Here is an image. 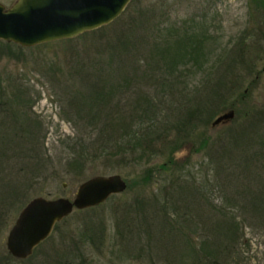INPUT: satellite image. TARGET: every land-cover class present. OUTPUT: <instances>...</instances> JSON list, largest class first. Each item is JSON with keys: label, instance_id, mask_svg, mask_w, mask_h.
Returning a JSON list of instances; mask_svg holds the SVG:
<instances>
[{"label": "rangeland", "instance_id": "rangeland-1", "mask_svg": "<svg viewBox=\"0 0 264 264\" xmlns=\"http://www.w3.org/2000/svg\"><path fill=\"white\" fill-rule=\"evenodd\" d=\"M231 101L238 116L209 126L202 145L209 110ZM102 136L124 143V161L87 157ZM186 137L196 145L188 160L159 167ZM111 173L122 192L74 208L30 256L8 252L30 198H72L86 178ZM213 206L235 212L236 245L205 225ZM263 208L262 1L129 0L69 38H0V264H264Z\"/></svg>", "mask_w": 264, "mask_h": 264}, {"label": "water", "instance_id": "water-1", "mask_svg": "<svg viewBox=\"0 0 264 264\" xmlns=\"http://www.w3.org/2000/svg\"><path fill=\"white\" fill-rule=\"evenodd\" d=\"M129 0H15L0 2V38L24 46L69 38L114 19ZM126 181L119 173L93 175L76 188L74 196H34L19 210L6 235V247L16 258L30 256L56 222L74 208L97 205L122 192Z\"/></svg>", "mask_w": 264, "mask_h": 264}, {"label": "trees", "instance_id": "trees-1", "mask_svg": "<svg viewBox=\"0 0 264 264\" xmlns=\"http://www.w3.org/2000/svg\"><path fill=\"white\" fill-rule=\"evenodd\" d=\"M258 1L259 2L262 1V3H264V0H258ZM174 43L177 46H179V44H180V46L182 45L181 40H176ZM245 93L246 92H242V95L245 96ZM19 99L20 98H18V100ZM215 105H217V106H214L213 109L209 110V113H208L207 118H206V122H207L206 133L207 134H205L201 139L200 143L202 145H204L207 142V139H209V137H210L208 135L209 134V131H208L209 126L210 127H216V125H220L221 123L226 122L230 119L232 120V117L238 116V111H239L238 108L239 107L236 106V103L234 101H231L230 104H225V106H223V104L220 105V103H217ZM189 114L193 115L192 112H189ZM143 132H145V131H143ZM29 134L30 133L28 130L27 136ZM28 137L31 140V136H28ZM109 139H110L109 137L102 136V137H97L95 141L90 142L91 149L89 150V149H87L88 147H86L87 157L97 158L99 156H104L105 158H108V160L109 159H111V160L117 159L119 161H124L125 156H123V154H124L123 151H125L127 149L125 147L124 143H120V142H118V140L111 141ZM147 139H149V138H147ZM33 146H34V144H33ZM88 146H89V143H88ZM195 146H196L195 141L192 137L184 138L179 144L174 145L170 149L169 157L166 159V161L160 163L159 167L165 169L166 167L173 168V167H176V166L183 164V162L188 160V158L190 157V153L192 152V150H195ZM33 149H34V147H33ZM179 151H180V154L177 153ZM84 152H85V149L83 146V142H80L79 143V153L75 157L77 162L82 161L81 158L83 157ZM149 173H152V170L150 167H147L145 169V173L142 177L143 182L150 179V177H146ZM247 203H248L249 209H251L254 206L253 203H252V206H251V204H249V202H247ZM90 207H93V206H90ZM90 207H86L85 210L91 209ZM82 209H84V208H82ZM233 213H235L233 211V209L227 208V207H222V206H218V207L213 206L212 208H208L207 210L204 211V215L207 217V219H206L207 221H206L205 225L207 227H209L210 229H216L217 228L220 232V235H226V237H228L227 245H229V246L236 245L237 241L240 239L239 222L236 219L235 214H233ZM57 223L58 222H56V224ZM203 225H204V223H203ZM216 238H217L216 236H212L213 240ZM188 240L193 242V239L190 240L188 238ZM213 240H211L209 242L211 243ZM195 245L196 244L193 242V243H190L188 247L191 248L190 250L196 251L194 249ZM207 246H209V245L204 243L202 245V248L207 249ZM78 254L81 257V263H84V261H85L84 254L82 252H79ZM205 255H207L206 251H205Z\"/></svg>", "mask_w": 264, "mask_h": 264}]
</instances>
